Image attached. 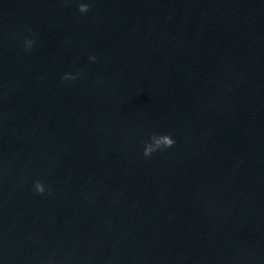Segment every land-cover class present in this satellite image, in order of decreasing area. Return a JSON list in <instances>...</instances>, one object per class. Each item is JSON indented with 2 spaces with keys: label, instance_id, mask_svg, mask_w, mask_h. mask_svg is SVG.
I'll return each mask as SVG.
<instances>
[{
  "label": "clouds",
  "instance_id": "9594fccd",
  "mask_svg": "<svg viewBox=\"0 0 264 264\" xmlns=\"http://www.w3.org/2000/svg\"><path fill=\"white\" fill-rule=\"evenodd\" d=\"M90 3L81 2L78 4V12L81 14H86L90 10ZM34 41L31 39L25 40L24 47L25 50L30 51L33 47ZM97 58L95 56H89V60L95 61ZM80 73H76L73 75L72 73H65L62 76V80L69 81V80H75L79 78ZM175 144V140L172 138L171 134H153L150 137V141L146 142L144 144L143 148V156L145 158H150L153 153L157 151H162L167 148L173 147ZM34 190L37 194H44L45 193V184L42 179H36L33 182ZM48 192H51V187L49 186Z\"/></svg>",
  "mask_w": 264,
  "mask_h": 264
}]
</instances>
